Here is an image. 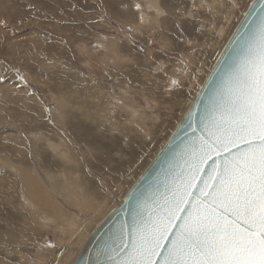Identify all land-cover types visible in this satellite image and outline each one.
<instances>
[{
    "label": "rangeland",
    "instance_id": "rangeland-1",
    "mask_svg": "<svg viewBox=\"0 0 264 264\" xmlns=\"http://www.w3.org/2000/svg\"><path fill=\"white\" fill-rule=\"evenodd\" d=\"M151 1L0 0V264L73 263L168 141L252 0ZM13 67L30 88L16 87ZM169 77L181 87L166 91ZM48 239L62 258L42 248Z\"/></svg>",
    "mask_w": 264,
    "mask_h": 264
},
{
    "label": "snow or ice",
    "instance_id": "snow-or-ice-1",
    "mask_svg": "<svg viewBox=\"0 0 264 264\" xmlns=\"http://www.w3.org/2000/svg\"><path fill=\"white\" fill-rule=\"evenodd\" d=\"M208 7L212 11L213 6ZM135 9L140 11L141 5L136 3ZM255 11L250 8L245 15ZM0 22L7 27L6 21ZM175 28L180 30L179 41L181 23ZM12 70L17 88L31 87L26 73ZM156 71L167 76L162 66ZM5 79L0 76V85ZM178 87L180 81L169 77L165 90ZM113 94V107L122 104L114 89ZM44 111L54 124L52 107ZM188 115L183 147L162 178L136 198L127 213L130 220L122 221L96 250L95 264H264V0L257 18L237 37L198 119L191 110ZM42 248L60 258L66 251L51 239ZM30 264L61 260L54 255L50 261Z\"/></svg>",
    "mask_w": 264,
    "mask_h": 264
},
{
    "label": "water",
    "instance_id": "water-1",
    "mask_svg": "<svg viewBox=\"0 0 264 264\" xmlns=\"http://www.w3.org/2000/svg\"><path fill=\"white\" fill-rule=\"evenodd\" d=\"M253 7L256 11L252 12L251 15H245L248 13L249 9ZM259 7L260 0L251 1L250 5L242 15L240 23L233 32L232 36L229 38L227 44L224 46V49L217 58L204 83L200 86L196 96L192 100L189 108L169 137L168 141L129 189L122 203L112 209L98 223L80 249L72 264H95L97 258L96 250L105 243L108 236L118 228L122 221L126 219L130 220V216L127 215V213H129L131 208L135 207L136 198L139 194L148 189V187L157 180L158 176L162 178L163 172L168 168L169 163L183 147L181 141L185 136L184 129L187 128V125L190 122L188 115L189 111L191 110L193 119H198L199 113L203 109V105L208 102V99L212 96L214 89L218 85L220 75L226 67V63L230 61L233 49L237 45V37L249 28V21L257 18Z\"/></svg>",
    "mask_w": 264,
    "mask_h": 264
},
{
    "label": "bare ground",
    "instance_id": "bare-ground-1",
    "mask_svg": "<svg viewBox=\"0 0 264 264\" xmlns=\"http://www.w3.org/2000/svg\"><path fill=\"white\" fill-rule=\"evenodd\" d=\"M150 1H151V0H150ZM151 2H152V1H151ZM147 4H148V3H147ZM147 12H148V11H147ZM60 106H61V105H60ZM126 106H127V105H126ZM134 110H135V109H134ZM129 111H130V110H129ZM138 113H140V112H138ZM135 114H137V113H135ZM135 116H136V115H135ZM132 118H133V117H132ZM135 118H136V117H135ZM140 119H141V118H140ZM138 121L141 122V120H138ZM133 122H134V121H133ZM137 124H138V123H137ZM143 124H144V121H143ZM52 145H53V144H52ZM67 149H68V148H67ZM62 152H63V151H62ZM64 155H67V154H66V153H63V157H64ZM65 157H66V156H65ZM65 157H64V158H65ZM66 158H67V157H66ZM32 179H33V178H32ZM33 181H34V180H33ZM68 183H70V181H69ZM71 184H72V183H71ZM73 184H75V183H73ZM73 184H72V185H73ZM72 185H71V186H72ZM38 186H39V185H38ZM41 186H43V185H41ZM52 186H53V185H52ZM59 186H60V185H59ZM59 186H58V187H59ZM73 186H74V185H73ZM75 186H76V185H75ZM58 187H57V188H58ZM67 187L69 188L70 185H69V186L66 185V186H65V189H66ZM68 188H67V189H68ZM70 189H71V187H70ZM73 189H74V191H76L75 189H78V188H74V187H73ZM73 189H72V190H73ZM56 190H57V189H56ZM72 190H70V191L72 192ZM80 190H81V189H80ZM66 191H67V190H66ZM66 191H65V192H66ZM68 192H69V191H68ZM68 192H67V193H68ZM71 192H69V193H70V197H72ZM38 193H39V192H38ZM73 193H74L73 195H75L76 192H73ZM42 194H44V193H42ZM82 194H83V193H82ZM39 196H40V194H39ZM41 196H42V195H41ZM90 196H91V195H90ZM90 196H89V197H90ZM55 200H56V199H55ZM96 207H97V206H96ZM98 207H99V206H98ZM82 209H83V208H82ZM60 211H61V210H60ZM62 213H63V212H62ZM59 217H60V216H59ZM66 217H67V216H66ZM65 219H67V218H64V220H65ZM59 220H60V219H59ZM64 220H63V221H64ZM64 222H65V221H64ZM88 222H89V221H88ZM65 224H66V223H65ZM44 226L47 227V228H49V224H44ZM72 229H73V228H72ZM80 230H81V229H80ZM75 231H76V230H75ZM81 235H82V234H81ZM86 236H87V235H85V237H86ZM85 237H84V238H85ZM79 239H80V238H79ZM81 240H82V239H81ZM81 242H82V241H81ZM83 243H84V242H83Z\"/></svg>",
    "mask_w": 264,
    "mask_h": 264
}]
</instances>
